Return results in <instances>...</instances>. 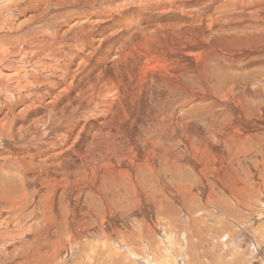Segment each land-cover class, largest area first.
<instances>
[{
  "label": "bare ground",
  "instance_id": "1",
  "mask_svg": "<svg viewBox=\"0 0 264 264\" xmlns=\"http://www.w3.org/2000/svg\"><path fill=\"white\" fill-rule=\"evenodd\" d=\"M117 1H118V4L122 2L121 0L120 1L117 0ZM129 1H132L133 2L132 4H137L140 6H144V5H148V6L149 5L151 6L160 5L161 6V5L166 4V6L169 5L171 8H173L174 10L180 13L182 9V10H187L190 12H195L199 16H201V14H204V12L206 11H210L213 14L217 10L219 11L222 10L223 14L221 13L222 16H220L219 19L228 15L226 14L228 9L233 8V9H236V11L239 10L241 13L245 15V19L242 18L243 26L247 29H251L252 32L255 33L253 35L248 36L245 41H249V43L256 45V47L252 46L253 49H251V47L248 48L247 51L242 53V55H244V53H247L245 55H248L249 53V55L256 56L257 61H258L259 60L258 56H261L263 55L262 53H264L262 52V50H264L263 49L264 47V0H129ZM112 4H115L113 0H0V144L4 148H9L12 145L9 144V140L7 139L11 138L12 140V138H15V137L17 138L18 136L22 142H25L26 145L30 146L27 151L25 150L26 153H19L17 152L18 151L17 150L16 155L12 157L14 160L9 159V156L11 154L7 156L8 154L7 152L9 151L6 152L7 153L6 155L4 154V152L3 153L1 152L2 154L0 153V171H1L0 173H2L0 174V264H71V262H73L72 258L74 256H75V260H77V261H74L75 264H89V263H93V260L97 252H98L97 258L99 257V254H100L103 264H121V262L123 263V260L113 259L112 255L110 254L108 255V253H104L103 250H98V251L92 250L88 248L89 246L87 247V249H89L90 251L89 256H87L88 259L82 258L85 254L88 255L87 253L88 251H78L77 247L78 246L81 247L80 244H82L83 246V242L92 233L93 234L96 233L102 236L105 240L103 238L101 240H103L105 244L108 245V248L110 250H114L113 252H115L114 248L117 247L118 248L117 251L124 249V250H121L122 251L121 253L123 254L119 252L124 257L128 258L129 255L134 256L135 258L131 257L129 259L131 262H134L132 264H151L150 262L152 261H153V264H201L198 258L200 251L196 253L197 249L195 247L197 245H195L194 247L195 251L194 249L192 250L193 247L190 245L192 240H190L191 237H189L190 235L187 232L188 230L184 232L186 243L180 238L179 235L176 234V233L180 234V232L182 231L181 225L183 223L179 222L181 220L179 221L177 220V222H175L176 220L172 219V214L169 216L167 213H164L165 217L163 218V221L161 222V224H159L160 228L164 229L163 233H165V236H166V241H164L165 242L164 249L162 248V251L160 252H158L156 247L154 246L156 242L153 243V241L150 240L151 236L154 237L153 235L154 231L153 229H151L153 227L151 226L148 228L149 238H147L145 242L142 241L143 243H145L143 244L145 246H143L144 248L141 250L137 248L138 246L141 247L140 245L136 244L137 247H134L127 243H123V242L119 243V241L117 240L118 233L113 228L114 224L112 221V217L114 213H117L118 206H119V202L117 201V198H118L117 194L121 190H125L127 193H131V192L135 193L138 189H140V187H143V186H139V183L142 181V177L146 176L145 172L152 173L154 177L156 178V180L160 181L163 184L164 180L160 178L159 164L153 163L151 159L146 157L145 160L143 159L137 160L140 162L139 165H135V163L133 165L123 164L125 166V169L123 168L120 169L115 166L117 164L116 162L122 161L121 159H113V156H111L108 159L109 156L107 157L106 155H103L99 152L97 153L96 151L94 152L96 155H92L90 151L88 152V150L86 151L85 148L83 149L82 147L83 144L79 145L78 148H76L75 150L72 149L73 151H71L70 150L71 140L73 143L78 138L75 136L72 139L68 140L69 142H67L66 139L62 140V138L59 137V136H62L66 138L67 134L70 135V133L74 131L73 122L76 121L77 119H81L86 114H90V115L96 114L100 109L104 108V105L105 107H111L110 104L112 103V98L110 97V95L118 94L120 90L118 89L117 86L114 89L109 88L110 90H107L108 89V87L106 89L107 83L105 81H99L97 79V76L94 77L92 80H90L91 82L89 84H85V83L83 84L81 81L83 77L78 76L74 72V68H73L75 65V60L76 59L79 60L82 56L80 53V49L82 48L83 50V47H81L80 43L77 41L78 39H76L75 31L80 25L83 26L84 23L89 21L88 19L90 17L87 18L88 12H90L91 14L93 13L97 15L99 9H101L100 11H102V8L106 9V7L111 6ZM123 5H127V4L123 3ZM128 5H131V4H128ZM115 6L117 5L115 4ZM120 7L121 6L119 5V8ZM141 10H142V7H141ZM99 15H100V12H99ZM73 18L77 19V21L75 23H72L73 24L72 25L71 20L73 21ZM84 18H87V21L86 19L83 20ZM180 19L183 20L182 18ZM201 20L202 18H200V22ZM175 25H176V22H175ZM184 27L188 28L187 26H184ZM175 28L177 29L176 26ZM175 28L174 29L172 28L173 31L175 30ZM259 28H260V33H258ZM184 31L188 33L187 30H185V28H184ZM195 32L196 31H194L193 35H197L198 32L196 34ZM81 38L84 39L83 36ZM184 38L183 39L178 38V39L180 41V39L184 40ZM179 41H177V43H179ZM83 42H85V40H82V44ZM141 42H143V40H141ZM183 42L184 41H182V43H180L181 46L179 45L178 47V51L180 50L179 52H183L186 50L184 46L182 45L184 44ZM249 43L245 42L246 45H248ZM186 44L184 45L186 46ZM189 44L190 43H188V45ZM135 45H136V41H135L134 46ZM189 47L190 46H188V48ZM84 49L86 48L84 47ZM121 49H120V54H118V57H121V58L122 56L123 57L126 56V52L127 54L130 52H133V51L123 52L121 51ZM136 51L139 52V50H136ZM137 55L139 54L137 53ZM213 57H214L215 62H221V59H222L221 56L216 54ZM138 58L140 57L138 56ZM142 58L143 56L141 57V59H139V61L138 60L134 61V63L136 62L135 64L137 65L136 67L137 70L136 72L134 71V74L146 67L147 63L144 60H142ZM248 58L250 57L248 56ZM262 59L264 60V58ZM215 62H214V65H215ZM82 63H84V61ZM150 64L151 63H149V65ZM218 67L216 66V68ZM152 68H153V65H152ZM81 69L83 70V68ZM228 70L231 71L230 69ZM261 70H258V71L260 72ZM227 71L225 70L224 73ZM140 73H142V71ZM234 73L236 75V72ZM191 74H193V72ZM203 74H204V71H203ZM246 75H248V73ZM258 75H261V74L257 73V76ZM218 80H216V82ZM263 83L261 82V84L259 85H262ZM71 86L73 87L72 91L69 90ZM212 86H214V83L212 84ZM239 87H238V90L236 91H239ZM230 88L231 89L230 90L227 89L226 92L230 94V96H233L234 94H233L232 87ZM261 89H263V87H261ZM237 93L238 94H235L234 97L240 95L239 94L240 92H237ZM249 93L250 92H248V94ZM255 93H256L255 94L256 96L257 94L258 95L262 94L257 91ZM244 95H246V93ZM223 97L225 98V95H223ZM238 98L239 97H237V99ZM226 99L224 100L226 101ZM240 99L238 101H240ZM57 102H60V103H57ZM223 103L224 102H222L221 105L225 106V104ZM180 106H183V105H180ZM180 106L177 105L176 107L179 108ZM247 106H250V105L248 104ZM242 107L243 108H240L239 106L238 109L240 111L244 109L245 111L246 108H244V105ZM184 108L180 110H183ZM244 111H243V114L246 113ZM175 112H178V110L174 108L172 113L176 114ZM80 113L84 115L81 114L82 115L81 117ZM254 113H252V116L253 115L256 116V114L258 113V116L255 118L258 119L259 117H261L262 118L261 121L264 124V116H261L262 111H261V114H259V111H256V114ZM190 114L191 112L189 109L180 113V115L185 119ZM213 114L215 115V113ZM220 114L221 113H218L216 114V116ZM238 114L240 113H237V115ZM246 116L247 115H245V117ZM207 117L211 118L210 119L211 122L214 119V117L210 114L207 115L206 118ZM154 122H155V119H154ZM213 123H216V122H213ZM242 123H240V125ZM238 124L239 123H237L235 120V124L233 125H238ZM251 124L248 123L246 127H254V125L252 124L253 125L252 126ZM45 125L47 127H44ZM210 128L212 130L213 125L210 126ZM243 130L245 131V129ZM210 133L211 134L213 133V135H215L216 137H219L218 130L214 132L212 130V132ZM246 133H245L244 138L239 137L241 136V134H244V133H238V134L234 133L236 137H238L236 139L234 138L235 142L237 143V148L227 145L233 149V151L229 150V158L231 160L234 161V160L239 159L244 152H247V153H250V154H253L259 157L260 152H257L258 151L257 148L263 145L261 143H264V130H260V132L252 135L254 139H255V136H258L260 137V140H261V142H257L256 144H253V145L251 141L248 140L251 137H249V135H246ZM228 135L229 137L225 139V142H227L228 144H231L229 139L230 138L232 139L233 135H230V132ZM97 136H100V135H97ZM78 137L80 138L79 135ZM209 138L213 139L212 136L208 135L207 139ZM216 139L218 140H215V139L213 140L220 143L219 139L221 140V138H216ZM37 140H39L38 143H37ZM42 140L43 141L46 140V142L42 143ZM116 140L121 141L119 139H116ZM74 144H77V143H74ZM90 144L88 145L90 146ZM123 144L125 143L123 142ZM195 144L190 145L192 149L199 147L198 144L197 146ZM234 145L236 146V144ZM120 146H122V144ZM90 147L92 148V146ZM199 151L203 152L201 147H199ZM108 152L106 153L107 155H108ZM165 154L166 155L161 159V162L165 161L166 163L164 164L165 166L163 165V167L161 168L167 167L169 168V170L172 171L171 172V179H172L171 182L176 183L175 188L178 190L177 191L178 195L180 196L181 200L184 201L185 203H186L185 199H188V201L190 202L197 203L199 188H201L205 194L207 192L206 190H208V192L210 191L213 197L209 196L211 197V199L210 198L209 199L214 200L216 205L220 202L217 200V197H218L219 200L223 198L229 204L232 203V205L234 204L240 207L244 206L246 204L245 202L246 195H248L251 198L250 193L252 189L254 188H256L258 192L264 194V175L260 174L259 176L258 175L259 171L253 172L257 177L258 176L259 177L258 178L255 177L256 183L254 179L252 180L249 186V192L246 193V187H245V192H241V188H239V185L242 184L241 181L237 183L239 184L238 186L233 185L231 183L232 182L231 180L229 182H225L223 181L224 178H226L224 177L226 176L225 174L223 176V180H221L222 179L221 174L224 172H222V170L220 169L219 170L216 169L215 166L211 170L216 171V175L211 173L210 178H208L209 164L204 163V162L202 163L203 160L200 163L196 159L197 157H199V156H196L197 154L195 155L196 158H192V160H190V163H189L190 167H192V170L194 172V176L189 172V167L187 168L184 167V161L181 159V155H182L181 153L179 155L177 154L168 155L167 153ZM137 155L139 157H144V155L140 152H137ZM203 156H206V155L204 154ZM102 161L108 164L109 167L107 169L99 164ZM14 162H16V166L14 165ZM262 165H264V162L262 163ZM136 166L138 170H136L135 168ZM163 175L166 178L167 176L170 177L169 176L170 174H167V173ZM179 175L185 176L183 178L184 183H182L181 185H177V183L179 184L180 179H181ZM250 177L252 176L250 175ZM145 179L147 178L145 177ZM195 183H197V185H194ZM32 184H35L34 185L35 188L37 186L36 190H34L35 188L33 189L34 191H32V188H31ZM150 184L152 185V182ZM57 189L61 191L59 195L60 201L56 200L57 202H59L58 208H57L58 211H55L53 209L50 210V208L52 207L49 204L52 201H50L49 203L48 199L49 198L51 199L52 195H54V192ZM213 190L216 191L217 195L214 194L215 191ZM208 192L206 195L210 194ZM69 193H72V199H71L72 204L71 205L73 208L71 209L69 208L71 206L69 205V203H68L69 207L67 206L64 207L62 205V198ZM242 193L244 194V196L242 195ZM162 195H163L162 198L160 197L157 199L158 203L165 204V199L172 202V199L169 197V191L167 192L166 195H164L163 193ZM205 200L207 202L208 199H205ZM129 202L130 201H128V203ZM248 203L250 206L248 207L251 210H253L254 208L252 206V203H254V201L250 199ZM139 209H141V207ZM194 210L196 211V209ZM146 211H149V210H146ZM229 212L230 210H227L226 214L229 215ZM101 213L104 214V217H102L103 219L101 218L100 220L101 223H99V220L96 219V217H101L100 216ZM192 213L195 214L194 212ZM194 216L195 215H191L193 225L195 226L197 222H195L196 218ZM215 218L216 220H214L213 222H215L218 225L214 227L211 226V227L218 228V230L221 233L225 232V230L227 231V229L229 230L230 228H233L230 225H228L227 221L231 222L230 220H227V219L223 220L218 215H216ZM91 220L93 222L96 221V223L89 224ZM260 220L261 222L258 221V227L263 228V229H261V232H259L258 238H254V240L257 242V244L261 248L262 250L261 253H257L254 247L253 240L249 242L248 249L246 247L242 248L240 244L238 245V243H236L237 244L236 245L235 244L236 235L233 232L230 234L228 233L227 235L226 234L222 235L221 237L223 239L221 237L220 239L217 237L222 244H226L225 245L226 247L228 244L229 246L233 245V248L230 249L227 254L219 251V260H216V259L214 260L218 261V263L220 264H248L250 262H251L250 264H264V217H261ZM249 221L250 220H248V222ZM254 223H253V226H254ZM87 224H88V227L86 228ZM240 224L244 225V227L247 225V223L246 224L240 223ZM206 228L207 227H205V229ZM194 229L197 230L198 228L195 227ZM205 231H207V229ZM236 231L237 230H235V232ZM195 234L198 235V240L200 242V245L201 246L206 245L205 244L207 243L205 242L206 238L205 239L203 238L204 240H202V238L199 239V237H201L199 234L201 233H198L195 231ZM182 235H183V232H182ZM210 237H211V234H210ZM247 237L249 236L247 235ZM214 238L215 237H213V239ZM134 239L132 240L134 241ZM132 240L130 242H132ZM135 243L137 242L135 241ZM217 243L218 242H216V244ZM138 244L140 243L138 242ZM173 245L177 247H173ZM218 245H221V244L218 243ZM81 248H84V246ZM145 249H146V252H144ZM205 249L203 248V250ZM72 250L74 251V253ZM70 253L71 254L73 253V254L70 255ZM200 254L202 253L200 252ZM203 254L205 257H209V255H207L205 251ZM70 256H73V257L71 258ZM118 257H119V254H118ZM70 258L72 259L71 262H69ZM210 259H207V260H209L210 262ZM249 259H251V261ZM211 262H213V260ZM127 263L129 264L130 262H127ZM205 264H208V263L206 262Z\"/></svg>",
  "mask_w": 264,
  "mask_h": 264
},
{
  "label": "rangeland",
  "instance_id": "2",
  "mask_svg": "<svg viewBox=\"0 0 264 264\" xmlns=\"http://www.w3.org/2000/svg\"><path fill=\"white\" fill-rule=\"evenodd\" d=\"M113 1L117 6H115V4H112L111 6L106 7V9L102 8V11H100L101 9H99L97 15L93 13L92 15L90 12H88L87 18L90 17L88 19L89 21H87V18H84L83 20L86 19V21L89 23L84 21L86 22V23L83 22L84 23L83 26L85 28L80 25L75 31L76 39H78L77 41L80 43V46L83 47V50L80 47L81 48L80 53L82 56L79 60L78 59L75 60V65L73 68H74V72L78 76L83 77L81 80L83 84L84 83L89 84L91 82L90 80H92L94 77L97 76V79L99 81H105L107 83L108 85V86L106 85V89L108 87L107 90L114 89L116 88V86L120 90L118 94L111 93L112 94L110 95V97L112 98V103L110 104L111 107H105L104 105V108L100 109L96 114L91 113L94 116L90 114L84 115L80 113L81 117L82 115L84 116L82 118L80 117L81 119H77L76 120L77 122L76 121L73 122L74 131L70 133L71 137L68 134L66 138L62 136H59V137L62 138V140L66 139L67 142H69L68 140L72 139L75 136L78 138L73 143L71 140V145H70L71 151L75 150L76 148H78L79 145L83 144L82 145L83 149L85 148L86 151L87 150L88 152L90 151L92 155H96L94 153L96 151L97 153L99 152L103 155H106L107 157L109 156L108 159L111 156H113V159H121L122 161H118V162H116L115 160V162L117 163V164L115 163L116 164L115 167L120 168V169L122 168L125 169L124 165L126 164L133 165L135 163V165H139L140 162L137 160L139 159L145 160L146 157L151 159L153 163L159 164L160 171L158 169L157 170L160 173V178L164 180L163 184L160 181L156 180V178L154 177L152 173L145 172L146 176H143L144 178L142 177V181L140 180L141 182L139 183V186H143L137 190L139 193L137 191H136L137 193L136 192L127 193L125 190H121L120 191L121 193L119 192L120 194L119 193L117 194L118 196L117 201L119 202L118 211L117 213H114L112 217V221L114 224L113 228L118 233L117 235L118 239L117 238L116 239L119 241V243L120 242L127 243L134 247H137V245H140L141 247L138 246L137 248L141 250L144 248L143 246H145L143 245L145 244L143 242H145L147 238H149L148 228L151 226L153 227L151 229H153V231L156 234L153 232L154 237L151 236L152 239L150 238V240L153 241V243L156 242L154 246L156 247L158 252L162 251V248L164 249V245H165L164 241H166V236H165V233H163L164 229L163 228L161 229L159 224H161V222L163 221V218L165 217L164 213H167L169 216L172 214V219L173 220L175 219L176 220L175 222H177V220L178 221L181 220L179 222L183 223L181 225L182 231L180 232V234L179 233H176V234L179 235L180 238L185 243H186V238L184 237V232L188 230L187 232L190 235L189 237H191L190 240H192L190 245L193 247V248L192 247L190 248H192V250L194 249V251L196 248L197 249L196 253L199 251L202 253L200 254L199 252V256H198L201 264H205L206 262L208 264H220L218 263V261H216V260H219V251L227 254L228 251L233 248V245L229 246L227 244V247H226L225 246L226 244H222L219 239L222 235H225V234L227 235L228 233L230 234L233 232L236 235L235 237L237 238V239L235 238V244L238 243V245L240 244L242 248L246 247L248 249L249 242L253 240L254 247L257 253H261L262 250L257 244V242L254 240V238H258L259 232H261V229H263V228L258 227V221L261 222L260 218L264 217V202H263L264 194L258 192V190L254 188L252 189L250 193L251 198L248 195H246V199H245L246 204L244 206L240 207L238 205H234V204L232 205V203L229 204L226 200H224L221 197H220L221 200H219V198L217 197V200L220 202L216 205L214 200H210L211 197H213L211 192L210 191L208 192V190H206L208 193L211 194V195L210 194L206 195L207 192L205 194L204 191H202V189L199 188L197 203L190 202L188 201V199H185L186 201L185 203L184 201L181 200L180 196L178 195V192H177L178 190L175 188L176 183L171 182L172 181L171 179L172 171L169 170V168L167 167L161 168L166 163L165 161L161 162V159L166 155L165 153H167L168 155H172V154L179 155L181 153L182 154L181 159L184 161V167L185 168L189 167V172L194 176L192 167H190V164H189L190 160H192V158H196V156H199V157L201 156L200 158L197 157L196 159L200 163L203 160L202 163L204 162V163L209 164L208 178H210L211 173L216 175V171L211 170L215 166L216 169L218 170L220 169L222 170V172H224L221 174V177H222L221 180H223V176L225 174L226 176L224 177L226 178H224L223 180L225 182H229L231 180L232 181L231 183L233 185L238 186L239 184L237 183L241 181L242 184L239 185V188H241V192H245V187H246V193L249 192V186L252 180L254 179L256 183V178H258L260 174L264 175V165H262V163L264 162V143H261L263 145L257 148L258 150L257 152H260L259 157H257L256 155L244 152L242 156L237 160L233 161L229 158V150L233 151L231 147L233 146L237 148V143L234 140V138L235 139L238 138L235 135L236 133L237 134L244 133V134H241V136H239V137L244 138L245 133L247 132L246 135H249V137H251L248 140H250L253 145V144H256L257 142H261V140H260V137L258 136H255V139H254L252 135L260 132V130H264V124L261 121L262 118L261 117H259L258 119L255 118L258 116V113L256 114V111H259V114H261V111H262L261 116H264L263 115L264 114V109H263L264 108V105H263L264 97H262L264 96V86H263L264 85L263 83L264 81V60L262 59L264 58V53H262L263 55L258 56V59H259L258 61H257L256 56L249 55V53L248 55H245L247 53H244V55H242V53L247 51L248 48L251 47V49H253V47H256V45L249 43V41H245L248 36L255 34L254 32H252L251 29H247L243 26L242 18L245 19V15L241 13L239 10L236 11V9L232 8V9H228L227 12L229 13L226 12V14H228L227 16L219 19V17L222 16L221 15L222 10L220 11L217 10L213 14L210 11H206L204 12V14H201V16L203 15L201 17L195 12H190V11L182 10V9L180 13L174 10L173 8H171L168 5V3H167L168 6H166L165 4L161 6L154 5L155 7L153 5H152L153 7L151 5H149L150 7L148 5H144L145 6L144 7V6H140L137 4H132L133 2L129 0L128 1L121 0L122 2L119 4L117 0L116 1L113 0ZM123 3L127 5H123ZM128 4H131V5H128ZM119 5L121 6L120 8H119ZM141 7H142V10H141ZM106 10L108 11L109 14L107 13ZM99 12H100V15H99ZM180 18H182L183 20H181ZM200 18H202L201 22H200ZM76 21L77 19L73 18V21L71 20V24L75 23ZM175 22H176V25H175ZM183 25L187 26L188 28L184 27ZM175 26L177 27L178 30L175 28ZM171 27L173 29L175 28L174 31L176 33L173 31ZM184 28L185 30H187L188 33L184 31ZM193 30L196 31L195 34L198 32L197 35H193L194 33ZM258 33H260V28H259ZM177 35L180 37H178ZM82 36L84 37V39L81 38ZM141 36L143 37V39ZM178 38H182V39L184 38V40L180 39V41L181 40L184 41L183 42L184 44L187 43L186 46L182 44L184 48L187 50V51L185 50L186 52L185 51L179 52L180 50L178 51V47L180 43H182V41L180 42ZM82 40H85L83 44H82ZM138 40L140 42L141 40H143V42L140 43ZM135 41H136V45L134 46ZM177 41H179V43H177ZM245 42L249 44L246 45ZM188 43L190 44L188 45ZM188 46L190 47L188 48ZM84 47L86 49H84ZM120 49L123 52L133 51L134 53L130 52L127 54L126 52V56L124 57L122 56L121 58V57H118V54H120ZM136 50H139V52H137ZM262 52H264V50H262ZM137 53L139 55H137ZM83 54L85 57L83 56ZM216 54L222 57L221 62L214 61L213 56H215ZM138 56L140 58H138ZM142 56H143L142 60H144L148 66L146 65L145 68L138 71L139 72V73L137 72L138 74L135 73L136 74L135 75L134 71L136 72L137 65L135 64L136 62L134 63V61H137V60L139 61V59H141ZM248 56L250 58H248ZM83 61L84 63H82ZM214 62H215V65H214ZM149 63L151 64L149 65ZM152 65H153V68H152ZM216 66L217 67L219 66V67L216 68ZM81 68H83V70ZM228 69H230L231 71H229ZM225 70L226 71L228 70V71L224 73ZM258 70H261V71L259 72ZM141 71L142 73H140ZM203 71H204V74H203ZM192 72L193 74H191ZM234 72H236V75ZM237 72L238 74L241 73L240 74L241 77L240 75L237 74ZM247 73L249 77L248 75H246ZM257 73L258 74L260 73L261 75L257 76ZM84 76L86 77V79ZM216 80L218 81L216 82ZM238 82L241 84H239ZM261 82L263 84L259 85L261 84ZM213 83H214V86H212ZM260 86L263 87V89H261ZM230 87H232L234 95L238 94L237 92H240L239 93L240 95L235 96V97L234 95L230 96V94L226 92L227 89L229 90L231 89ZM238 87H239V91H236L238 90ZM70 88L69 90L72 91L73 87L71 86ZM256 91L262 94L260 95L257 94L256 96L255 95ZM248 92L250 93L248 94ZM245 93L246 95H244ZM223 95H225V98L223 97ZM237 97L239 98L237 99ZM254 98L255 99L257 98V99L255 100ZM224 99H226V101ZM239 99L240 101H238ZM222 102H224L223 104H225V106L223 105L224 107L221 105ZM57 103H60V102H57ZM155 103L157 106L155 105ZM248 104L250 106H247ZM177 105L178 106L183 105L185 108L183 106H180L179 108H177L176 107ZM238 105L240 106V108H243L242 106L244 105V108H246V110L244 111L243 109L242 111H240L238 109L239 108ZM174 108L178 110V112H175L176 114L172 113ZM182 108L184 109L180 110ZM188 109L190 110L191 114L187 116V118L185 119L180 115V113ZM216 109L217 110L219 109V110L217 111ZM243 111L246 112L247 114L246 113L243 114ZM213 113H215V115ZM218 113H221V114L216 116V114ZM237 113H240V114L237 115ZM252 113L256 114V116L254 115L252 116ZM97 114L100 116H98ZM209 114L214 117L212 122L210 120L211 118L209 117L206 118V116ZM245 115L247 116L245 117ZM154 119H155V122H154ZM235 120L237 123H239L238 125H233L235 124ZM213 122H216V123H213ZM240 123L242 124L240 125ZM248 123L249 124L252 123L254 127H246ZM212 125H213V129H212L213 132L218 130L219 137H216L215 135H213V133L212 134L210 133L212 132L211 130L212 127L210 128V126ZM44 127H47V126L45 125ZM243 129H245V131ZM97 132L100 134H98ZM229 132H230V135H233L235 133L234 134L235 136L233 135L232 136L233 138L229 139L232 145L225 142V139L229 137L228 135ZM78 135L80 136V138L78 137ZM97 135H100V136H97ZM208 135L212 136V138L215 140H218L216 138H221V140L219 139L220 143H218L217 141L211 138L207 139ZM213 136H215L216 138ZM15 138H12V140L11 138L7 139L9 140V144H11L13 147L10 146L9 148H4L0 144V147H1L0 153L4 152L5 155L8 153L7 156L11 154L10 155L11 158L9 156V159L11 160H14L12 157H14L17 152L26 153V151L30 147L26 145L25 142H22L18 136L16 139ZM116 139H119L122 142ZM96 140H98L99 142ZM38 142L39 140H37V143ZM45 142L46 140L44 141L42 140V143H45ZM123 142L125 144H123ZM74 143H77V144H74ZM88 144H90L92 148ZM121 144L122 146H120ZM191 144H195L196 146L198 144L199 147L202 148L203 152L199 151V147H196L198 149L196 148L192 149V147L190 146ZM234 144H236V146ZM227 145H230L231 147ZM107 152H108V155L106 154ZM137 152L142 153L144 157H139L137 155ZM204 154L206 156H203ZM102 162H100L99 164L107 169L109 167L108 164L106 162L105 163L104 162L102 163ZM14 165L16 166V162H14ZM135 168L136 170H138L137 166ZM256 171L257 172L259 171L258 177L253 173ZM165 173L170 174L169 175L170 177L168 176L167 178L164 177L163 174ZM250 175L252 177H250ZM179 176L181 177V179H180L179 184L177 183V185H181L182 183H184L183 178L185 176L184 175L183 176L179 175ZM145 177L147 179H145ZM151 182L153 186L150 184ZM34 185L35 184L31 185L32 191L36 190L37 188V186L35 188ZM194 185H197V183H195ZM57 190H56L57 193L55 191L51 199L50 198L48 199L49 203L50 201H52L49 204L52 207V208L49 207L50 210L53 209L55 211H58L57 208H58L59 202L57 201H60L59 195L61 191L59 189ZM168 191H169V197L172 199V202L165 199V204L158 203L157 199L160 197L162 198L163 196L162 193L166 195ZM214 194L217 195L216 191L214 192ZM242 195L244 196L243 193ZM71 199H72V193L65 195L62 198V205L64 207L65 206L69 207V205L72 204ZM205 199H208L207 202ZM250 199L254 201V203H252V206L254 208L253 210L249 208L250 206L248 202ZM128 201H130L131 203L130 202L128 203ZM183 205L185 208L183 207ZM140 207L141 209H139ZM69 208L70 209L73 208L72 205ZM194 209H196V211ZM146 210H149V211H146ZM190 210L194 212L195 214H193ZM227 210H230L229 215L226 214ZM124 211L125 212L127 211V212L125 213ZM191 215H195L194 216L196 218L195 222H197L195 226L193 225ZM216 215L220 216V218L223 220H226V219L230 220L232 223L229 221L227 222H228V225L233 227V228H230L232 230L227 229V231L225 230V232H222L223 233L222 234L218 230V228H213L214 226L218 225L215 222H213L214 220H216L215 218ZM100 216L101 217H96V219L99 220V223H101L100 220L102 217H104V214L101 213ZM248 220L250 221L248 222ZM91 221L89 222V224L96 223V221L95 222L93 221L91 222ZM254 221L256 224L254 223ZM239 222L244 223V224L247 223V225L244 227V225L240 224ZM253 223H254V226H253ZM87 227H88V224L86 225V228ZM195 227L198 229L195 230L194 229ZM205 227H207L206 228L207 231H205L206 230ZM235 230L237 231L235 232ZM195 231L202 234V235L199 234L201 236L199 237V239L202 238V240H204L206 238L205 239V242H207L205 243L206 245L204 246L200 245V242L198 240V235L195 234ZM203 231L205 232V234ZM182 232H183V235H182ZM210 234H211V237H210ZM247 235L249 237H247ZM213 237L215 238L213 239ZM102 238L103 237L100 236L99 234H96V233L90 234L87 237V239L83 242L84 248H81L83 247L82 244H80L81 247L78 246L77 247L78 249L76 248L78 251H88L87 252L88 255L85 254L82 258L88 259L87 256H89V252H90L89 249L96 250V251L103 250L104 253H108V255L109 254L112 255L113 259L123 260V263L121 262V264H128L127 262H130L129 264L134 263L129 260L131 257L135 258L134 256L129 255L128 258L124 257L123 255H121L123 254L121 253L122 252L121 250H124V249L117 251L118 249L117 247L114 248L115 252H113L114 250H110L108 248V245H106L105 242L101 240ZM132 239H134V241ZM131 240L132 242H130ZM135 241L137 243H135ZM138 242L140 244H138ZM216 242H218L221 245H218V243L216 244ZM195 245H197L198 248L197 246L195 247ZM87 247L89 249H87ZM173 247H177V246L173 245ZM203 248L204 249L206 248V249L203 250ZM204 251L205 253H207V255H209V257L204 256L203 254ZM117 252L119 254V257H118ZM144 252H146V249L144 250ZM72 254L70 253V255ZM97 254L98 252L95 255L93 263H89V264H94L96 262H98L96 264H103L100 254H99L100 258L98 257L99 259L97 258ZM70 257L72 258L73 256H70ZM200 257L202 258V260ZM71 258L69 259V262H71V260L73 259V262H71V264H75L74 261H77L75 260V256L72 259ZM207 259H210V262ZM212 260L213 262H211ZM249 260L251 261V259ZM150 263L153 264V261Z\"/></svg>",
  "mask_w": 264,
  "mask_h": 264
}]
</instances>
